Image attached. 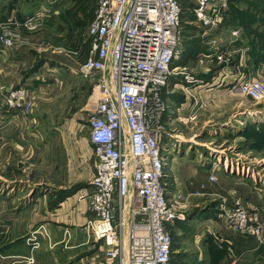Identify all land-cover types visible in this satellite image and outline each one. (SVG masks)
Here are the masks:
<instances>
[{
	"label": "built area",
	"instance_id": "1",
	"mask_svg": "<svg viewBox=\"0 0 264 264\" xmlns=\"http://www.w3.org/2000/svg\"><path fill=\"white\" fill-rule=\"evenodd\" d=\"M193 1L198 25L218 22L212 13L216 0ZM42 14L0 25L5 48L21 41L22 30H35ZM180 24L177 0H97L87 28L89 52L78 75L94 85L98 97L88 121L95 159L88 228L105 242L101 264H173L171 228L184 215L166 188L170 153L162 154V146L168 135L166 95ZM209 56L217 64L230 62L224 54ZM203 57L198 55L200 63ZM0 91L4 109L25 119L32 115L25 88L1 86ZM230 92L264 101V83L249 77L242 76ZM203 107L199 103L187 120L193 121ZM219 216L229 230L261 237L256 213L241 205Z\"/></svg>",
	"mask_w": 264,
	"mask_h": 264
},
{
	"label": "crops",
	"instance_id": "2",
	"mask_svg": "<svg viewBox=\"0 0 264 264\" xmlns=\"http://www.w3.org/2000/svg\"><path fill=\"white\" fill-rule=\"evenodd\" d=\"M28 39H32V36ZM236 39L230 37L229 41L235 42ZM22 44L21 39L13 48L0 49V87L4 86L6 89L25 87L36 94L49 88L43 96L59 88L56 95L44 97L43 103L59 104L55 114H58L57 119L62 118L64 123L65 117L61 116L66 114L67 105L73 95L62 91L60 80L55 76L63 74L65 76V71L54 64L48 69L50 60H46L36 51H32L31 47ZM205 46L208 52L200 54L206 56L205 54L214 53L210 45ZM243 58L246 62V52ZM232 62L222 66L221 70L213 69L210 80L206 82L197 75L186 78L182 87L189 88L192 94L190 97L185 93L175 92L177 88L179 89L180 83H172L171 93L167 91L168 110L165 120H167L168 135L164 138L162 148L164 155L170 153L167 160H170L167 164L170 178L173 170L178 167L177 161L182 162L184 166L201 165L200 180H203L202 177L206 176V172L212 174L213 171L218 177H220L219 173L225 175V170L221 169L222 164L219 163L223 158H216L212 163H205L201 156L191 158L197 146L205 145L199 139L204 140V134L210 135L212 139L229 136L241 131L242 128L247 130L252 125L256 128L264 126V114L253 116L252 113L250 115L244 113L243 117H237L236 111L225 115L221 110L220 96L224 90L221 87L224 83H228L226 78L240 79L242 76L247 77L245 74L249 72L246 63L245 74H242L244 68L242 70L237 68V73L227 71ZM235 64L236 62L233 63ZM216 65L221 66L217 63ZM71 69L68 76L75 74L74 76L81 80L77 74L79 67L76 71ZM208 73L205 71L204 74ZM45 75L48 80L44 78ZM1 96L0 92V208H2L1 204H4L5 209L0 210V235H4L6 241L0 244V264H101L105 242L90 233L88 228L92 214L89 211L86 194L88 191L91 192V178L82 183V179L88 177L87 166L92 161L94 165L95 161L89 139L84 137L81 131L76 130L75 126L68 131L70 132L68 146H65L63 153L69 162L65 174L70 183L67 187L56 185L55 183L61 179V172L57 176L54 163L52 166L51 164L47 166V163H52L53 153L56 152L58 155L62 153V147L51 143V133H45L43 122V120H55L54 117L51 113H47V117L42 120L46 111H42L39 107L41 101L37 103L34 114L25 119L4 109ZM97 98L91 89L83 99L86 100L81 110L88 111V106L95 104ZM202 101L206 103L204 102V107L198 111V121L193 122V125L197 124L196 134L186 137L183 131L177 130L176 125L182 124L185 130L189 129L186 123L190 121L187 118ZM39 120L42 123L31 128V125ZM65 123L66 126L67 121ZM263 159L264 157L259 158V160ZM213 164L221 165L218 168L213 167ZM235 165V170L239 168L238 170L243 171L248 168L239 167L237 163ZM47 174L50 177H47ZM79 184H81L80 188L77 187ZM71 187L74 189L71 190ZM66 188L69 190L66 191ZM246 192L245 195L233 197L231 201L221 197L223 200L221 203L230 209L239 199L245 206L253 207L260 212L264 226V194H254L251 188ZM225 205L222 206L225 208ZM212 207L213 205H209V210L205 211V208H200V211L191 209L184 213L185 219L176 221L181 232L175 236L178 247L176 251L180 249L181 242L187 241L186 248L196 250L197 264H211V260L222 264H264V242L260 243L254 237L229 230L218 218L221 210ZM33 237L36 239L33 240Z\"/></svg>",
	"mask_w": 264,
	"mask_h": 264
},
{
	"label": "rangeland",
	"instance_id": "3",
	"mask_svg": "<svg viewBox=\"0 0 264 264\" xmlns=\"http://www.w3.org/2000/svg\"><path fill=\"white\" fill-rule=\"evenodd\" d=\"M177 1L180 2V8L181 5L186 6L185 10L188 13L193 12L196 7L193 0ZM79 4L83 5L82 9ZM96 5L97 0H0V25L8 22L23 20L32 13H43L41 23L35 30L29 31L25 29L21 31L23 40L22 45L31 47L32 51H36L40 56L45 57L46 60H50L49 62L51 63H48V69H51L53 66L52 64H54L58 68L64 70L65 76L63 74L62 76L56 75L55 77L60 80L59 83H61L60 85L62 87V91L73 95L67 105L68 109L66 114L61 116L65 117V121H67V125L65 126V121L62 123V118L57 119L59 115L55 114V111H58L59 109V104L49 105L43 103L44 97H52L56 95L59 88L50 92L48 95L43 96L49 88L37 92L40 94L38 95L33 90H28L23 87L28 92L27 100L32 105V114H34L35 109L37 108V103L42 101V103L39 104V107L42 108V111H46L42 120L47 117V113H51L52 117L55 119L48 121L43 120V122L45 133H51V143L54 146L58 145L62 147V153L59 155L56 152L53 153L52 163H47V166L50 164L52 166L54 163V171L56 168L57 176L58 173L61 172V179L55 183L56 185L60 184L61 187L62 185L67 187L70 183L65 174L67 173V166L69 162L65 159L63 153L65 146H68V138L70 136V132L68 133V131H71L72 127L75 126L77 127L76 130L81 131V134L88 139L89 114L90 111L93 110L94 104L88 106V111L83 112L81 109L84 107L86 99L84 101L83 99L86 94L91 91V89L95 90V88L92 83L75 77V74L71 77L68 76V72L72 71L71 68L76 71V69L80 67V65L87 58L90 44L87 37V28L94 15ZM212 10V13H214L218 19V22L211 27L203 28L195 22V18L191 23L190 20L184 18L183 25L182 23L180 24L181 39L177 47V57L175 58V61L181 59L179 58L181 57L179 51L180 48H182L181 46L184 38L188 36L191 37V39L200 37L206 45H210L209 47L213 52L217 49L216 53L224 54L225 57H229L230 62L238 57L237 63L233 65L232 62L229 68H227V71L237 73V68L241 70L244 68L242 70V74H245L246 71L244 70L248 67L249 75H245H247L250 79H254V81L264 83V64L255 66L254 63H251L250 61L247 64V60L244 62L243 58L245 55V49H237L238 46L235 45L236 42L229 41L230 37H236L239 39L241 36V32L236 29L241 24L237 19H234V16L241 15L240 12L246 16H255L257 18L256 22L260 21L259 17L262 16L261 19L264 22V0H225L224 3L222 0H216ZM232 19L235 22H233ZM74 23H79V25ZM188 25L192 28L186 30L185 28ZM257 25L258 23L253 24L252 27L256 28ZM13 27H15V25H13L12 28ZM193 33L194 35L190 36ZM29 36H32V39L29 40ZM4 47L6 46L0 41V49H4ZM205 55L207 57H203L201 63L199 62V59L189 58L184 60V66H179L177 64V66L173 65L170 68L171 74L168 80L169 83L167 91L171 93L170 89L172 88V83H180L179 85L182 87V83L186 78H189V76H208L209 73L214 70H221L225 66L223 63L219 64L221 66H217L215 62L211 61L208 54ZM62 70H60V73ZM205 71L206 73H209L206 75L204 74ZM44 78L48 80L47 75H45ZM238 79V77H231V79L226 78L228 83H224L222 85L221 88L224 90L220 96L221 110L225 112V115L229 112L236 111L237 117H243L244 113L247 115L252 113L253 116L264 114V101L257 102L248 97L230 92V87ZM180 87L179 89L177 88L175 92L181 94L185 93L187 97L192 96L187 86H183L182 88ZM166 97L168 98V93ZM45 101H47V99ZM204 102L206 103V101ZM87 112H89V114ZM166 116L164 119H166ZM198 119L199 115L197 114V117L193 121L186 123L189 126V129L187 130L184 129L182 124L176 125V128L178 131H183L186 137H189L191 134H196L195 129H197V124H193L196 123ZM164 122L167 125V120H164ZM41 123L42 122L39 120L35 122L33 126L31 125V128L34 127V125H39ZM250 133L251 132L246 133L242 128L241 131H237L236 133L229 134V136L225 137H214L211 139L210 135L207 136L204 134V140L199 139L205 143L204 147L201 145L197 146L196 149L193 150L194 152L192 153V156L190 153L189 155L191 158L194 156L196 158L201 156L204 158L202 161L205 163H212V160L216 158H223L219 160V163L221 162V169L225 170V175H221L219 173L220 177H218V174L213 171L212 174L210 172H206V176L203 175V180H200L201 176L199 175V170H201V165L190 167L184 166L182 162L177 161L178 167H176V170H173L171 178L169 176L168 180H166V188L168 192H170V199L172 200V203L177 206L179 212H182L183 215L191 209H199L200 211V208H205L204 211L207 209L209 210V205H213L212 208L215 210H221V214L225 215V213L233 209L237 204L241 205L249 214L256 213L257 222L261 230V237L258 238L254 235L244 236L254 237L261 243L264 242V226L261 221L260 212L253 207L245 206L243 202L239 201V199L235 201L234 206L230 209L227 208V205L221 203L223 201L221 197L225 200L231 201L233 197L247 194L246 191H248L249 188L253 190L254 194H264V159L259 160V158L264 157V144L260 143L262 139H259L257 142L255 135ZM217 151L220 152L217 153ZM162 154H164V151H162ZM91 163L87 166L88 177H86V179H82V183L86 182L89 177L91 178L90 181H92L94 175V165L93 161ZM166 163L169 164L170 160ZM236 163L239 167L247 166L248 168L245 167L247 169L243 171L238 169L234 170L233 167L235 168ZM215 165L216 164H213V167L219 168L220 166L218 164L216 166ZM47 177H50L49 174H47ZM78 186L80 188L81 184L77 185V187ZM70 189L73 190L74 188L71 187ZM68 190L69 188H66V191ZM89 194L90 192L88 191L86 194L87 202ZM1 205L2 208H0V210L3 211L5 209V205ZM222 205H225L226 207L224 208ZM8 207L9 206H7V208ZM247 208H249V210ZM218 218L225 225L222 217L219 216ZM177 222H179V220ZM177 222H175L174 226L171 228V236L173 235V237L176 236V234L178 235L181 233L179 232L180 228L176 225ZM5 241L6 239H4V235H0V244H4ZM174 241H176V239ZM186 243L188 242H181V245L179 246L180 249L178 251L175 250V255L172 249L174 255V258L172 255L173 264H197L195 254L196 250H188L186 248ZM210 262L211 264H222L219 261L211 260Z\"/></svg>",
	"mask_w": 264,
	"mask_h": 264
},
{
	"label": "trees",
	"instance_id": "4",
	"mask_svg": "<svg viewBox=\"0 0 264 264\" xmlns=\"http://www.w3.org/2000/svg\"><path fill=\"white\" fill-rule=\"evenodd\" d=\"M179 5H180V2H179ZM79 6L82 9L83 5L79 4ZM185 7L186 6L181 5V8H180V21H181L182 25L184 22V18H187L188 20H190V23L195 18L194 13L193 12H190V13L186 12ZM240 14L241 15H239V16H234V19H237L238 22L241 24L236 28L237 30H239L241 32V34H240L241 36L239 39H236L235 45L238 46L237 49H245V52L247 55V64L249 61L251 63H254L255 66H258L260 64H264V22L261 19L262 16L259 17L260 21L256 22L257 18L255 16H252V15L246 16L242 12H240ZM232 21L235 22L233 19H232ZM254 22L258 23L256 28L252 27L253 24H256ZM74 24L79 25V23H74ZM191 28L192 27L190 25H188L185 29L189 30ZM183 31H185V30H183ZM193 35H194V33L191 34L190 36H193ZM205 45L206 44L204 43L203 39H201L200 37L191 39V37L188 36V37L184 38V40L182 41V46H181L183 48H180V51H179L181 54V57H179V58H181V59L180 60L178 59V61L174 60L171 67L173 65H176V64L179 66H184L185 65V61H184L185 59H189V58L197 59L198 54L208 52L207 46H205ZM237 58L238 57H236L233 60V63H235V62L237 63V61H238ZM200 78L202 81L206 82V81L210 80L211 73H209L208 76H200ZM245 132L246 133L251 132L250 134L255 135L257 142L259 141V139H262V141H260V143L264 144V126H260L259 128H256L255 125H252L247 130H245ZM260 147H263V146H260ZM172 239H173L172 249H173V251H175L178 248L176 245V241H174L175 236L173 237V235H172Z\"/></svg>",
	"mask_w": 264,
	"mask_h": 264
},
{
	"label": "bare ground",
	"instance_id": "5",
	"mask_svg": "<svg viewBox=\"0 0 264 264\" xmlns=\"http://www.w3.org/2000/svg\"><path fill=\"white\" fill-rule=\"evenodd\" d=\"M182 48H183V47H182ZM170 67H171V66H170ZM190 80H192V79H190ZM166 112H167V111H166ZM241 123H242V122H241ZM171 146H172V145H171ZM229 164H230V162H229ZM237 169H239V168H236V170H237ZM234 170H235V168H234ZM245 170H246V169H245Z\"/></svg>",
	"mask_w": 264,
	"mask_h": 264
}]
</instances>
